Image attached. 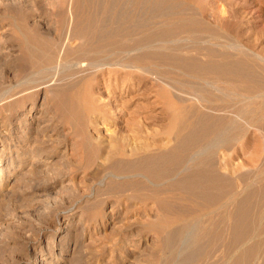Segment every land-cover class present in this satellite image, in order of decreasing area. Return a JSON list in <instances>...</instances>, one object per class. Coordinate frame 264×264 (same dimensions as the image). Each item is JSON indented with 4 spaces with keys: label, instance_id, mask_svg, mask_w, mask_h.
Segmentation results:
<instances>
[{
    "label": "bare ground",
    "instance_id": "6f19581e",
    "mask_svg": "<svg viewBox=\"0 0 264 264\" xmlns=\"http://www.w3.org/2000/svg\"><path fill=\"white\" fill-rule=\"evenodd\" d=\"M59 2L60 23L70 31L65 29L68 34L59 37L56 43L31 37L23 48L22 60L31 66L44 62L56 68L62 64L69 67V73L59 77L56 72L49 81L50 92L59 99L60 106L67 101L65 84L72 80L85 81L84 106L96 126L94 130H98V126L111 121L117 123L112 116L115 104L107 101L103 89L119 85L128 92V97L134 98L147 96L156 87L161 98L164 117L157 119L154 106L146 112L132 110L131 115L127 114L134 137L119 152L105 157L109 161L105 170L119 178L141 175L157 186L171 181L152 190L139 179L112 181L114 188L150 190L142 193L141 198L154 199L159 208L158 216L148 227L161 238L155 250L170 249L163 264H253L257 252H261L259 259L264 264V71L249 58L234 57L209 44L202 52L207 57L205 60L197 54L169 51L167 44L177 34L190 33L192 27L198 29L200 23H190L184 16L194 0ZM177 19L180 21L176 22ZM72 42H77V46L70 47ZM33 45L37 51L34 54L30 49ZM172 66L179 70L174 71ZM137 68L143 74H138ZM193 75L204 77L206 85L184 77ZM153 79L160 84L155 85ZM217 81L223 85L218 86ZM213 89L218 92L213 93ZM23 91L14 95L22 96ZM170 92L173 100L169 99ZM46 101L47 94L44 107ZM151 124L170 129L174 145L156 144L155 148L150 142L137 143L140 136L137 134L149 135V130L154 129ZM168 140L169 137H163L160 141ZM81 146L87 144L82 142ZM88 146H93V142ZM50 147L45 146L39 157L49 152ZM94 147L98 156H105V150L96 143ZM250 149L252 153L247 158ZM244 155L247 159L237 164L236 159ZM208 212L212 214L208 216ZM198 214L207 216L199 217L198 221Z\"/></svg>",
    "mask_w": 264,
    "mask_h": 264
},
{
    "label": "rangeland",
    "instance_id": "374dc122",
    "mask_svg": "<svg viewBox=\"0 0 264 264\" xmlns=\"http://www.w3.org/2000/svg\"><path fill=\"white\" fill-rule=\"evenodd\" d=\"M56 2L58 0H0V264H163L170 249L155 250L161 238L148 227L158 216L159 208L154 199H142L141 195L171 181L157 186L144 176L124 175L129 180L145 181L144 185L150 190L114 188L113 182L128 178L110 175L106 171L109 161L105 159L109 153L119 152L134 137L128 122L129 112H146L154 106L157 119L165 116L161 113V98L156 87L150 96L133 95L134 98L128 97V92L119 85L103 89L107 101L115 104L112 116L117 123L111 121L98 126V130H94L96 126L84 106L85 81H68L65 84L67 101L60 106L59 99L50 92L49 81L57 73L59 77L69 73V67L62 64L56 68L44 62L31 66L22 60L23 48L31 37L56 43L70 31L60 23L61 16L57 12L60 2ZM189 9L185 20L200 23L199 30L192 27L190 33L177 34L176 39L167 44L170 52L197 54L205 60L207 57L202 52L209 44L234 57L250 59L264 71V0H194ZM76 43L69 46L75 47ZM30 49L34 54L35 45ZM173 49L176 50L173 52ZM137 70L138 74H143L142 69ZM184 77L206 85L204 77ZM152 82L160 84L157 79ZM217 84L222 86L223 82L217 81ZM141 86L142 83L139 88ZM19 90H24L23 95H14ZM46 94L49 101L44 107ZM169 96L170 100L174 99L171 92ZM20 118L23 119L20 121ZM124 121L129 123V131ZM151 126L154 129L149 130V135L137 134L143 136H137V143L150 142L155 148L156 144L174 145L170 129ZM121 134L126 138L118 136ZM163 137L169 140L161 142ZM90 141L93 146L89 147ZM82 142L87 146L82 147ZM95 143L105 150V156L96 154ZM47 145L53 147L39 157L38 153ZM251 153L252 149L246 153L247 158ZM246 155L237 158V164H241ZM206 214L209 216L212 212ZM207 215L198 214L195 218L199 221V217L205 219ZM257 253L252 263L263 264L261 252Z\"/></svg>",
    "mask_w": 264,
    "mask_h": 264
}]
</instances>
